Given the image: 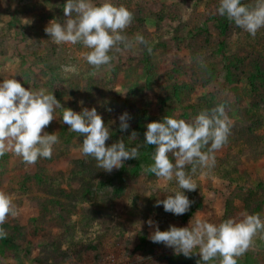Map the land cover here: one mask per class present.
I'll use <instances>...</instances> for the list:
<instances>
[{
    "label": "rangeland",
    "instance_id": "rangeland-1",
    "mask_svg": "<svg viewBox=\"0 0 264 264\" xmlns=\"http://www.w3.org/2000/svg\"><path fill=\"white\" fill-rule=\"evenodd\" d=\"M113 2L133 13L124 30L132 47L121 45L109 64L97 68L87 63L89 49L82 44H57L45 33L49 21L66 19V0H0V80L16 78L26 89L53 93L62 107L76 112L95 107L111 132L106 146L122 140L129 149L139 139L121 131L119 116L127 112L134 129L137 120L146 126L158 121L169 87H193L184 105L172 103L176 119L191 122L201 110L224 104L230 121L227 143L215 151L214 166H197L191 173L197 189L185 190L202 208L183 222L157 206V200L180 191L175 177L130 180L121 198L100 192L98 183L110 172L82 154L83 136L63 123L64 109L57 108L44 129L59 136L50 158L27 163L11 149L0 155V191L11 195L15 212L0 224L5 233L0 264H104L112 258L119 264H173L170 259L180 254L150 239L157 226L165 231L170 225L186 227L192 218L215 224L239 220L264 199V88L253 90L247 81L256 61L264 66V28L252 36L236 27L221 38L219 0ZM147 58L156 66L151 87ZM258 213L264 220V203ZM246 252L264 264V230L253 236Z\"/></svg>",
    "mask_w": 264,
    "mask_h": 264
},
{
    "label": "clouds",
    "instance_id": "clouds-1",
    "mask_svg": "<svg viewBox=\"0 0 264 264\" xmlns=\"http://www.w3.org/2000/svg\"><path fill=\"white\" fill-rule=\"evenodd\" d=\"M63 11L66 19L49 21L45 33L57 44L79 43L89 49L85 54L88 64L97 68L107 65L114 58L111 53L121 51V45L124 49L132 47L124 30L131 24L133 13L125 6H117L113 0H66ZM216 11L252 36L264 28V0H255L251 7L242 0H219ZM136 39L141 44L147 43L143 37ZM57 108L64 109L63 123L83 136L82 154L93 157L97 167L107 172L120 169L124 161L137 159L141 147L154 145L153 163L146 171L169 181L175 177L180 189L164 200H157L156 204L177 216L185 214L191 206L185 190L197 189L191 173L197 166H214V153L227 143L230 134L225 105L219 104L201 110L191 122L165 116L148 123L143 145L129 149L121 140L106 146L111 132L95 107L83 108L80 112L64 108L53 93L26 89L16 78H9L0 80V155L11 149L27 163L50 158L59 136L57 132L48 133L44 129L55 119ZM118 119L121 131L127 130L129 114L125 112ZM136 135L132 132L130 138ZM187 165L192 166L190 172L185 171ZM13 208L11 195L0 191V224L7 215H15ZM242 216V219L229 218L219 224L192 218L186 227L170 225L165 231L157 226L150 239L185 257L196 254L194 249H198L199 264H208L217 256L219 264H237L236 257L248 250L258 231L264 230V220L259 213ZM153 223L148 221L149 225ZM4 235L0 229V238Z\"/></svg>",
    "mask_w": 264,
    "mask_h": 264
},
{
    "label": "trees",
    "instance_id": "trees-1",
    "mask_svg": "<svg viewBox=\"0 0 264 264\" xmlns=\"http://www.w3.org/2000/svg\"><path fill=\"white\" fill-rule=\"evenodd\" d=\"M242 2L248 6L250 4L244 0ZM221 18V17H220ZM216 20V19H215ZM236 28L234 23L230 21L226 16H222L221 19H218V26L216 27V30L219 32V36L222 37H229L232 34L233 29ZM219 46V52H224V48L226 46V42H220L218 44ZM225 61L228 62L229 59L226 57ZM233 62V60L231 61ZM144 68L146 71V79L147 84L149 87H151L155 81H156V66L153 63L152 59L147 58L144 61ZM255 69L250 73V75L247 77V81L252 87L253 90H257L260 87L264 88V66L260 61H256V65L254 66ZM229 74L231 72L229 71ZM232 75H230L231 78ZM171 91L166 92L164 97H162L160 102V118H157L156 120L160 121L165 116L173 117V111L174 106H172V103L175 104H183L185 101H187L186 97L190 92H192L193 87L190 85H184V84H176L172 87H169ZM188 95V96H189ZM187 109H195L193 105H190V107L186 106ZM199 109V108H198ZM197 109V110H198ZM174 118V117H173ZM135 129L129 126L127 129L130 134L132 132H136V137L138 138L137 145L144 143V133L147 130L146 124L142 121L140 122L137 120L135 123ZM136 145V146H137ZM155 152V146L154 145H147L140 148V154L137 159H129L127 161H124V166L120 169L110 172L108 176H106L104 179H102L98 183L99 191L108 195L109 198L115 199V198H121L125 192L127 184L130 180L138 179L142 176L156 177L153 173L146 171L149 165L153 163V155ZM171 159V158H170ZM42 175L37 174L36 179L39 182H42ZM90 193V192H89ZM192 196V195H191ZM256 196V195H255ZM191 201V206L189 210L183 214V215H175L176 219L181 218L183 222H187L191 217H193L197 211H199L202 208V205L199 203H193L192 197H188ZM252 195L247 196L246 204L248 207L252 206L251 203ZM264 203V199H259V202H257L255 205V209L252 210V214L258 213L259 209L262 208V204ZM145 241V237L142 236V242ZM194 253L190 257H185L182 254L180 255H174L172 259H170L171 263L173 264H199L200 256L198 254V249H194ZM237 264H258V258L251 254L250 252H246L241 257H236ZM220 257L217 256L214 258V260H211L208 262V264H219Z\"/></svg>",
    "mask_w": 264,
    "mask_h": 264
},
{
    "label": "built area",
    "instance_id": "built-area-1",
    "mask_svg": "<svg viewBox=\"0 0 264 264\" xmlns=\"http://www.w3.org/2000/svg\"><path fill=\"white\" fill-rule=\"evenodd\" d=\"M104 264H119V263H117V262L115 261V259L112 258V259H109V261H108L107 263H104Z\"/></svg>",
    "mask_w": 264,
    "mask_h": 264
}]
</instances>
